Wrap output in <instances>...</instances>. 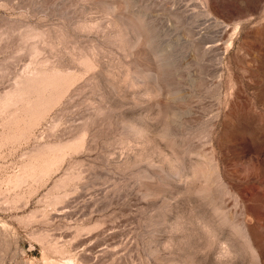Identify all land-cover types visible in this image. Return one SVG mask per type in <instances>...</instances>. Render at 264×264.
Returning <instances> with one entry per match:
<instances>
[{
  "label": "rangeland",
  "instance_id": "1",
  "mask_svg": "<svg viewBox=\"0 0 264 264\" xmlns=\"http://www.w3.org/2000/svg\"><path fill=\"white\" fill-rule=\"evenodd\" d=\"M0 264H264V0H0Z\"/></svg>",
  "mask_w": 264,
  "mask_h": 264
}]
</instances>
